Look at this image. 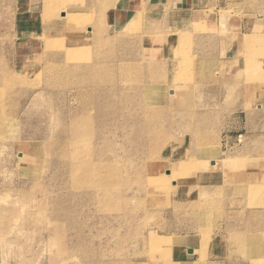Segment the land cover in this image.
<instances>
[{"label":"rangeland","instance_id":"1","mask_svg":"<svg viewBox=\"0 0 264 264\" xmlns=\"http://www.w3.org/2000/svg\"><path fill=\"white\" fill-rule=\"evenodd\" d=\"M215 238L264 264V0H0V264Z\"/></svg>","mask_w":264,"mask_h":264},{"label":"crops","instance_id":"2","mask_svg":"<svg viewBox=\"0 0 264 264\" xmlns=\"http://www.w3.org/2000/svg\"><path fill=\"white\" fill-rule=\"evenodd\" d=\"M196 1H199V0H196ZM208 7L209 6H205V7L196 6V7H193L192 10H194L197 13L199 12L200 9L205 10ZM188 12L189 11H187L186 13ZM198 240L191 239L190 242H193L192 244H189L188 243L189 241H185L184 243L182 242L181 245H183L182 246L183 250L178 252L180 256L175 258L174 263L175 264H249L248 260L242 258L239 254L235 255L228 251L219 252V247L221 244H220V240L217 238L211 240V241H214V243L209 241L205 245L201 244V242ZM198 247H201L204 249L205 247H207L208 250H211V248H213L215 252L213 255H210L211 253H208L206 254V256H204V258L201 259V252L200 250L198 251Z\"/></svg>","mask_w":264,"mask_h":264},{"label":"bare ground","instance_id":"3","mask_svg":"<svg viewBox=\"0 0 264 264\" xmlns=\"http://www.w3.org/2000/svg\"><path fill=\"white\" fill-rule=\"evenodd\" d=\"M166 15H167V13L165 14V17H166ZM170 15V14H169ZM168 16V15H167ZM69 30H71V29H69ZM74 30V29H73ZM162 40H164V39H162ZM153 71V70H152ZM211 164H212V166H216V164H217V162H216V160H214V159H211Z\"/></svg>","mask_w":264,"mask_h":264}]
</instances>
